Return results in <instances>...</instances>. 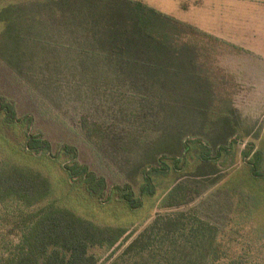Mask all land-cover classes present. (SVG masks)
<instances>
[{"label": "rangeland", "instance_id": "1", "mask_svg": "<svg viewBox=\"0 0 264 264\" xmlns=\"http://www.w3.org/2000/svg\"><path fill=\"white\" fill-rule=\"evenodd\" d=\"M132 1L0 0V95L20 117L33 116V132L51 141L53 154L76 147L80 162L106 179L105 200L80 187L61 194L47 157L18 152L15 160L50 177L48 201L128 231L112 248L91 249L98 264H133L123 257L126 247L158 215L177 210L221 230L226 256L215 264H264V178L249 163L259 151L264 159V28L254 29L259 44L245 45L257 48L250 51L192 25L190 0H139L198 30L164 45L138 30ZM251 30L224 29L244 37ZM83 120L101 127L98 144ZM187 140V164L176 172L172 159H183ZM198 140L216 162L197 158ZM161 158L169 175L151 171ZM147 169L157 193L131 211L114 187L139 193ZM177 184L189 187L190 204L167 209Z\"/></svg>", "mask_w": 264, "mask_h": 264}, {"label": "trees", "instance_id": "2", "mask_svg": "<svg viewBox=\"0 0 264 264\" xmlns=\"http://www.w3.org/2000/svg\"><path fill=\"white\" fill-rule=\"evenodd\" d=\"M130 4L138 30L159 39L164 45L182 33H198L195 27L166 16L142 1ZM33 125V116L20 117L15 102L0 95V264H98L99 259L91 249L112 248L128 231L97 224L63 204L59 206L57 200L48 201L53 187L50 177L17 162L15 156L20 152L31 157H47L45 160L50 162V168H58L61 194L80 187L87 195L103 201L108 183L87 164L80 162L76 147L64 144L59 153L53 154L51 141L33 132ZM82 127L92 143L98 144L97 141L103 138L99 125L83 120ZM197 142L200 150L198 152L196 148L197 158L216 162L210 148L200 140ZM189 143V140L185 142L187 152L183 159H172L176 172L187 164ZM224 150L228 151L225 147L220 148V151ZM249 156L244 154L246 159ZM253 158L254 161H249L253 176L264 178L262 152H256ZM158 165L151 171L169 175L172 168L165 164V158H161ZM149 170L143 172L144 181L139 193L131 185L114 187L131 211L142 209L144 199L157 193ZM189 190L186 185H175L166 201L167 209L188 206ZM106 200L111 201L110 198ZM220 235L219 228L192 211L168 212L158 215L126 247L123 257L133 264H215L226 256V251L219 244Z\"/></svg>", "mask_w": 264, "mask_h": 264}, {"label": "crops", "instance_id": "3", "mask_svg": "<svg viewBox=\"0 0 264 264\" xmlns=\"http://www.w3.org/2000/svg\"><path fill=\"white\" fill-rule=\"evenodd\" d=\"M192 25L211 32L225 43L243 48L247 44L257 45L258 35L254 29L264 28V0H190ZM236 32L251 28L250 36L227 33L224 29ZM250 51H257L254 46H245Z\"/></svg>", "mask_w": 264, "mask_h": 264}]
</instances>
